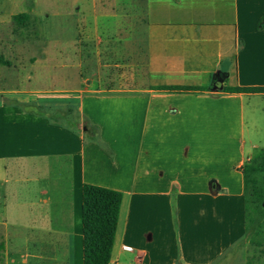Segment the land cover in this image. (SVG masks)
<instances>
[{"label":"crops","instance_id":"crops-1","mask_svg":"<svg viewBox=\"0 0 264 264\" xmlns=\"http://www.w3.org/2000/svg\"><path fill=\"white\" fill-rule=\"evenodd\" d=\"M108 1L68 18L65 63L52 48L38 82L67 89L28 87L25 59L0 65V259L84 264L90 184L124 194L111 264H222L237 250L248 264L242 170L264 149V93L225 88H264V0L93 4ZM56 93L77 109L40 103Z\"/></svg>","mask_w":264,"mask_h":264},{"label":"rangeland","instance_id":"rangeland-1","mask_svg":"<svg viewBox=\"0 0 264 264\" xmlns=\"http://www.w3.org/2000/svg\"><path fill=\"white\" fill-rule=\"evenodd\" d=\"M0 0V56H4L9 60L25 59L28 65V71H31V80L27 81V85L33 89L51 88L67 89V84H40L38 80L47 79L50 76L51 67L50 61L54 56L53 47H59L60 62L67 60V26L72 22L68 20L69 17L75 15L80 18L83 12H112L116 8V4L98 3L94 7L93 0ZM21 12H30L33 15L30 29L26 32V37H18L13 30L15 23L12 16ZM74 22V21H73ZM58 30V36H54V31ZM56 32V31H55ZM59 44L56 45L57 39ZM21 47V51L18 48ZM62 50V53H61ZM98 52V51H97ZM92 63L97 68L94 69V76H97L98 69V55L93 52ZM62 54V57H61ZM56 55V52H55ZM55 59V58H54ZM43 63L44 67L41 66ZM48 66V67H46ZM83 71V69H81ZM111 73L114 69H111ZM56 70L53 71V73ZM66 70L58 69L59 76ZM29 75V74H28ZM104 86V84H103ZM40 103L50 102L59 103L60 105H72L77 109L78 97L73 94H49L40 95ZM63 106H61L63 108ZM60 107V108H61ZM53 116L63 119L61 112L52 111ZM64 120H66L64 118ZM262 144L264 146V132L262 133ZM90 139V138H88ZM2 213H0V234H1ZM20 246V247H19ZM248 264H264V247L255 249L249 243L246 245ZM26 250V245H8L5 246V251H19ZM3 250V245L0 243V252ZM237 251L233 253L234 256L224 261L222 264H234L237 258ZM19 261V260H17ZM13 261L9 259H0V264H11ZM16 262V261H15Z\"/></svg>","mask_w":264,"mask_h":264},{"label":"trees","instance_id":"trees-1","mask_svg":"<svg viewBox=\"0 0 264 264\" xmlns=\"http://www.w3.org/2000/svg\"><path fill=\"white\" fill-rule=\"evenodd\" d=\"M14 34L28 31L32 16L27 13L13 16ZM259 29L264 28V19ZM0 65L10 66L4 56ZM169 90H192L169 87ZM230 93H264V88H225ZM245 182L246 238L255 249L264 247V149H257L243 166ZM124 194L122 192L86 184L83 189L84 264H111L116 242Z\"/></svg>","mask_w":264,"mask_h":264}]
</instances>
